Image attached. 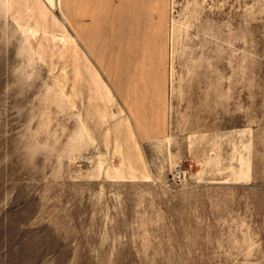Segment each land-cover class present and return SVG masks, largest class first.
I'll return each instance as SVG.
<instances>
[{
    "label": "rangeland",
    "instance_id": "obj_1",
    "mask_svg": "<svg viewBox=\"0 0 264 264\" xmlns=\"http://www.w3.org/2000/svg\"><path fill=\"white\" fill-rule=\"evenodd\" d=\"M0 264H264V0H0Z\"/></svg>",
    "mask_w": 264,
    "mask_h": 264
}]
</instances>
